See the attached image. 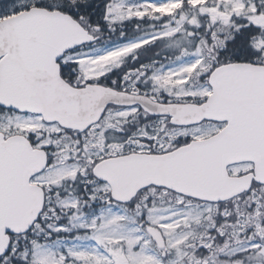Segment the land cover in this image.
Here are the masks:
<instances>
[{
    "label": "snow or ice",
    "instance_id": "obj_1",
    "mask_svg": "<svg viewBox=\"0 0 264 264\" xmlns=\"http://www.w3.org/2000/svg\"><path fill=\"white\" fill-rule=\"evenodd\" d=\"M0 264H264V0H0Z\"/></svg>",
    "mask_w": 264,
    "mask_h": 264
}]
</instances>
